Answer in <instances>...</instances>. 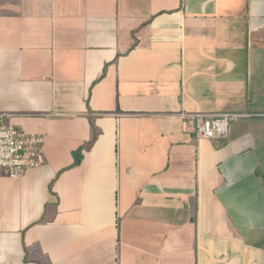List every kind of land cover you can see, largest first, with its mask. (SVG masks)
<instances>
[{
	"label": "crops",
	"instance_id": "1",
	"mask_svg": "<svg viewBox=\"0 0 264 264\" xmlns=\"http://www.w3.org/2000/svg\"><path fill=\"white\" fill-rule=\"evenodd\" d=\"M0 111V264H264V0H0Z\"/></svg>",
	"mask_w": 264,
	"mask_h": 264
},
{
	"label": "built area",
	"instance_id": "2",
	"mask_svg": "<svg viewBox=\"0 0 264 264\" xmlns=\"http://www.w3.org/2000/svg\"><path fill=\"white\" fill-rule=\"evenodd\" d=\"M245 115L249 114L230 111L182 114L205 139L225 138L231 122ZM12 117V112L0 111V173L5 170L8 177L16 178L26 170L42 166L45 155L43 136L18 128L12 122Z\"/></svg>",
	"mask_w": 264,
	"mask_h": 264
},
{
	"label": "trees",
	"instance_id": "3",
	"mask_svg": "<svg viewBox=\"0 0 264 264\" xmlns=\"http://www.w3.org/2000/svg\"><path fill=\"white\" fill-rule=\"evenodd\" d=\"M90 142H92V141H90ZM89 142V143H90ZM83 147L84 146H81L79 149H77V150H75L74 152H73V156H74V162H73V166L74 165H77V164H79L80 163V161H81V151H82V149H83Z\"/></svg>",
	"mask_w": 264,
	"mask_h": 264
},
{
	"label": "rangeland",
	"instance_id": "4",
	"mask_svg": "<svg viewBox=\"0 0 264 264\" xmlns=\"http://www.w3.org/2000/svg\"><path fill=\"white\" fill-rule=\"evenodd\" d=\"M248 117H250V114H249V115L242 116V117H240L239 119H236V120L232 121V124L235 123V122L238 121V120H242V119H245V118H248ZM216 140H221V139H216ZM29 170H30V169H29ZM26 171H28V170H26ZM26 171H25V172H26Z\"/></svg>",
	"mask_w": 264,
	"mask_h": 264
}]
</instances>
